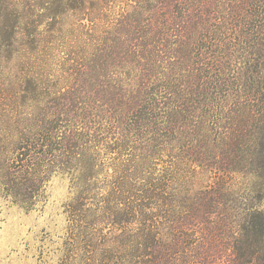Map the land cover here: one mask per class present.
<instances>
[{"label":"rangeland","instance_id":"obj_1","mask_svg":"<svg viewBox=\"0 0 264 264\" xmlns=\"http://www.w3.org/2000/svg\"><path fill=\"white\" fill-rule=\"evenodd\" d=\"M243 8V0H0V144L14 142L25 128L36 140L42 134L40 125L79 121L83 107L93 106L116 123L115 118L122 119L134 107L129 91L146 81L141 75L147 73L148 50L156 62L150 82L182 94L194 69L192 47L203 44V35L218 34L219 28L225 32L226 20L244 14ZM217 17L223 18L219 28L214 27ZM229 33L241 39L244 30L233 27ZM225 40L231 41L229 36ZM102 42L106 50L98 58L108 56L109 64L96 72L84 70V65L92 66L94 46ZM142 44L148 46L146 57L143 51L131 53ZM229 48L223 46L226 52ZM252 52L248 67L260 72L264 45L256 42ZM238 57L239 51L232 59ZM242 67L247 72V66ZM259 105L256 113L261 114L264 104ZM258 124L255 121L253 128ZM206 135L204 144L216 162L187 172L184 184L191 204L188 264H264V239L250 243L240 228L247 209L264 213V170L258 168V161L264 166V153L256 154L252 165L216 172L225 157L210 139L213 135ZM250 143L238 140V155L246 162L253 156ZM229 144L232 148L237 143ZM132 153L101 154L99 194L105 195L112 183V163L130 160ZM161 168L158 162L155 172ZM1 182L0 175V264H90L91 250L78 244L67 214L72 184L59 175V168H44L32 210L15 204Z\"/></svg>","mask_w":264,"mask_h":264},{"label":"trees","instance_id":"obj_2","mask_svg":"<svg viewBox=\"0 0 264 264\" xmlns=\"http://www.w3.org/2000/svg\"><path fill=\"white\" fill-rule=\"evenodd\" d=\"M243 6L244 14L226 20L225 32L219 28L223 18L217 17L214 27L219 33L203 35V44L192 47L194 69L187 75L188 88L182 94H178L180 89L157 88L156 82H150L151 65L156 62L153 50H148L147 73L141 75L146 81L129 91L134 107L122 119L115 118L116 123L93 106L83 107L79 121L40 125L42 134L36 140L25 128L14 142L0 144L1 184L8 197L26 210L34 209L42 187L37 181L44 168H59V175L72 184L67 214L73 219L78 244L91 250L90 264H188L186 226L191 204L184 184L187 172L213 167L216 162L204 144L206 132L213 135L210 139L225 157L216 172L252 165L256 154L264 153V109L256 113L259 104H264V60L260 72L248 67L256 42L264 45V0H243ZM233 27L244 30L241 39L229 33ZM228 36L231 41L226 44ZM224 45L230 46L228 52ZM140 47H132L131 53L148 49L146 44ZM94 48L97 54L92 66L84 65V70L96 72L109 64L108 56L98 58L106 50L105 44ZM237 51L241 57L232 59ZM242 64L247 66L245 73ZM243 110L248 115L241 114ZM255 121H259L258 129L253 128ZM246 139L254 147L248 162L238 155V140ZM229 141L237 144L231 148ZM128 151L133 152L131 159L112 163V183L105 195L99 194L101 154L120 157ZM158 162L162 168L155 172ZM258 162V168L264 170ZM240 228L247 240L262 241L264 213L247 209ZM191 240L195 246L197 238Z\"/></svg>","mask_w":264,"mask_h":264}]
</instances>
